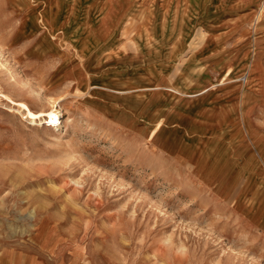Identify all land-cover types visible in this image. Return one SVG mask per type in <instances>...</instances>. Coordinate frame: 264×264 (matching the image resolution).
<instances>
[{
  "label": "rangeland",
  "instance_id": "1",
  "mask_svg": "<svg viewBox=\"0 0 264 264\" xmlns=\"http://www.w3.org/2000/svg\"><path fill=\"white\" fill-rule=\"evenodd\" d=\"M54 1L0 0V264H264V101L255 135L182 146L189 160L177 126L150 137L165 109L142 106L146 92L87 88L116 84L98 67L178 19L218 36L249 14L227 36L259 39L264 64V0H65L55 28L21 31L35 14L48 24ZM128 80L117 86L146 85Z\"/></svg>",
  "mask_w": 264,
  "mask_h": 264
},
{
  "label": "crops",
  "instance_id": "2",
  "mask_svg": "<svg viewBox=\"0 0 264 264\" xmlns=\"http://www.w3.org/2000/svg\"><path fill=\"white\" fill-rule=\"evenodd\" d=\"M23 2L27 4L28 0ZM93 2L97 3L91 0L86 5ZM65 5V0H55L48 24L43 16L35 14L22 20L19 25L21 31L35 33L38 28H55ZM196 12V8L188 10L189 14ZM249 17L248 14L241 17L239 22L223 23L221 27L227 33L218 36L212 34L213 25L200 26L194 20L193 31L187 33L183 30V25L175 24L179 19L175 20L174 30L177 33L148 36L142 43V49L135 47L140 53L136 58H114L109 67H98L108 71V80L114 78L117 80L116 84L103 83L87 88H98L101 89L98 92L108 91L116 95L146 92V101L142 106L147 108L160 105L165 109L156 120L150 137L153 136L152 139L157 143L165 142L169 138L168 133L173 131L167 128L177 126V131L183 136L181 140L188 141L186 145L178 144L177 151L191 160L190 154L181 151L182 146L214 148L217 141L232 137L238 130L251 133V110L263 106L264 95L257 90L264 88V64L261 49L258 47L260 40H253L250 44L246 40L231 47L237 44L233 42L232 29L236 25L248 27ZM262 23L264 22H259V26ZM230 33L232 36L228 37ZM46 50L53 51L52 44L47 45ZM235 53L239 59L238 64L228 71V65ZM138 77L144 78L146 85L138 88L117 86L123 78L129 79L126 84L133 85L135 82L132 78ZM112 84H115L114 87ZM131 99L126 97L123 100H114V106L125 108L124 104ZM253 134L255 135L254 132Z\"/></svg>",
  "mask_w": 264,
  "mask_h": 264
},
{
  "label": "bare ground",
  "instance_id": "3",
  "mask_svg": "<svg viewBox=\"0 0 264 264\" xmlns=\"http://www.w3.org/2000/svg\"><path fill=\"white\" fill-rule=\"evenodd\" d=\"M263 5H264V1L261 3V4H259V7H258V10H257V12H261L262 10H263ZM262 9V10H261ZM52 99V98H51ZM239 138V137H238ZM227 174V173H226ZM264 225V224H263Z\"/></svg>",
  "mask_w": 264,
  "mask_h": 264
}]
</instances>
